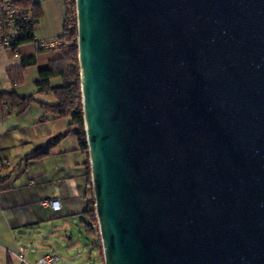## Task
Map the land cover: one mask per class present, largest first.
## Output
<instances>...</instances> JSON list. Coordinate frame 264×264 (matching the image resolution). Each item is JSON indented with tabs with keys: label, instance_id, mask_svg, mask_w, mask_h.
<instances>
[{
	"label": "water",
	"instance_id": "95a60500",
	"mask_svg": "<svg viewBox=\"0 0 264 264\" xmlns=\"http://www.w3.org/2000/svg\"><path fill=\"white\" fill-rule=\"evenodd\" d=\"M105 264H264V0H76Z\"/></svg>",
	"mask_w": 264,
	"mask_h": 264
},
{
	"label": "crops",
	"instance_id": "0c3cea01",
	"mask_svg": "<svg viewBox=\"0 0 264 264\" xmlns=\"http://www.w3.org/2000/svg\"><path fill=\"white\" fill-rule=\"evenodd\" d=\"M33 2L39 8L37 29L44 11L40 2ZM32 52V47L24 51ZM44 53L36 54L37 63L26 69L27 76L36 75L34 68H37L39 75V69L49 62V56H44ZM21 65V55L0 50V93L16 91L22 96L35 95L39 102L55 104L56 101L48 99L47 94L37 93V86L27 93L23 92L21 84L13 83L9 72L19 69ZM37 79L36 75L35 84ZM53 83L59 84L60 79H54ZM49 97L53 98L51 95ZM39 102H33L20 114L17 109L5 108L4 104L0 107V264H21L17 257L20 248L12 253L8 249L12 247L10 238L15 229L83 215L92 198L88 174L89 154L80 148L74 134L56 142L47 154L27 158L31 153L47 149L69 127V117L57 116ZM49 196L61 199L62 208L56 210L43 206L42 199ZM94 247L98 258L105 264L97 242H94ZM24 254L27 259L26 247Z\"/></svg>",
	"mask_w": 264,
	"mask_h": 264
},
{
	"label": "trees",
	"instance_id": "16d2710c",
	"mask_svg": "<svg viewBox=\"0 0 264 264\" xmlns=\"http://www.w3.org/2000/svg\"><path fill=\"white\" fill-rule=\"evenodd\" d=\"M61 1L65 4L66 8L64 31L63 34L60 35L62 36V40L64 41V43L59 46V48H61V55L56 57L55 59H51L46 65L42 66L39 69L38 79L36 80L38 93L53 95L56 99V103L51 105L44 102H39L34 95L22 96L16 91L0 93V107L6 103L8 104V107L17 109L19 113H22L33 102H39L44 107L51 110L57 116L70 118L69 127L65 133L60 134L47 149L39 150L27 155L28 159L47 154L51 146H53L56 142H59L61 139L68 136L69 134H74L79 142L80 148L89 154L83 112L81 75L79 65L77 16L76 13L74 17L71 16V7L75 6V0ZM22 3L25 5H32L36 11V15L38 18L39 8L37 4L33 2V0H22ZM23 48L22 50H20L19 54L22 57L21 67L19 69H15L9 72L14 84H22L25 80L26 69L29 66H32L37 63L36 54L46 52H37L33 49L32 53H24L25 50H23ZM56 78L60 79L59 84L53 83V80ZM88 174L92 198L89 201L87 209L83 211V215L88 220L87 225L89 231L92 234L96 235L97 229L95 223L97 219L90 162H88ZM98 241V248L100 252H102L103 249L100 234H98Z\"/></svg>",
	"mask_w": 264,
	"mask_h": 264
},
{
	"label": "rangeland",
	"instance_id": "374dc122",
	"mask_svg": "<svg viewBox=\"0 0 264 264\" xmlns=\"http://www.w3.org/2000/svg\"><path fill=\"white\" fill-rule=\"evenodd\" d=\"M35 1L42 4L44 11L42 22L36 29V36L41 39L40 36L43 35H62L66 18L65 4L61 0ZM71 13L72 17H74L75 13L77 16L76 0L75 6L71 7ZM29 49H31L30 46L23 48L25 51ZM43 55L49 56L50 60L55 59L61 55V48L51 49L46 51ZM35 70L38 76L37 68H34V71ZM36 75H34V77L26 75L25 80L21 84L23 92L28 93L31 92L30 90L36 88L34 82ZM49 96L50 95L46 97L56 101L53 95H51L53 98ZM35 98L37 97L35 96ZM14 110L16 111V109ZM16 115L15 113L14 117H16ZM10 128L14 129L13 126H10ZM87 221L84 215H80L68 218H57L40 224H32L15 229L12 239L9 237L12 242V247H8V249L11 252L17 251L20 246L26 247L27 259L33 262V264L48 252L59 254L62 257L60 264H103L102 260L98 258L97 251L94 247V242L98 243L97 238L98 234H100L98 220H96L95 223L97 238L89 231ZM101 256L104 258L103 251L101 252Z\"/></svg>",
	"mask_w": 264,
	"mask_h": 264
},
{
	"label": "built area",
	"instance_id": "2783aa9c",
	"mask_svg": "<svg viewBox=\"0 0 264 264\" xmlns=\"http://www.w3.org/2000/svg\"><path fill=\"white\" fill-rule=\"evenodd\" d=\"M37 15L32 5H25L22 0H0V50L20 54L23 47L31 46L37 52L49 51L61 46L62 36L38 39L35 35ZM8 108V104H4ZM41 204L53 209L62 208L59 198L46 197ZM21 264L30 263L24 254V247H20L17 254ZM62 257L55 252H48L34 264H60Z\"/></svg>",
	"mask_w": 264,
	"mask_h": 264
}]
</instances>
